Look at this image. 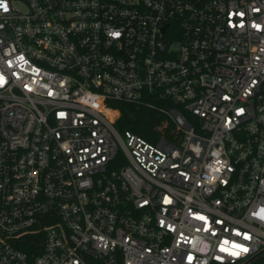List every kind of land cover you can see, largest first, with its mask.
I'll return each instance as SVG.
<instances>
[{
	"label": "built area",
	"instance_id": "2783aa9c",
	"mask_svg": "<svg viewBox=\"0 0 264 264\" xmlns=\"http://www.w3.org/2000/svg\"><path fill=\"white\" fill-rule=\"evenodd\" d=\"M0 264H264V0H0Z\"/></svg>",
	"mask_w": 264,
	"mask_h": 264
},
{
	"label": "trees",
	"instance_id": "16d2710c",
	"mask_svg": "<svg viewBox=\"0 0 264 264\" xmlns=\"http://www.w3.org/2000/svg\"><path fill=\"white\" fill-rule=\"evenodd\" d=\"M111 104L120 109L116 123L120 131L130 130L150 140V135L159 133L166 124L163 113L146 105L128 101H113Z\"/></svg>",
	"mask_w": 264,
	"mask_h": 264
}]
</instances>
